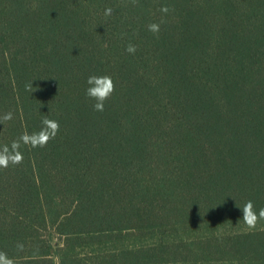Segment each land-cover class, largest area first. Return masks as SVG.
<instances>
[{
  "label": "trees",
  "instance_id": "trees-1",
  "mask_svg": "<svg viewBox=\"0 0 264 264\" xmlns=\"http://www.w3.org/2000/svg\"><path fill=\"white\" fill-rule=\"evenodd\" d=\"M46 117L0 167V264H264V0H0V149Z\"/></svg>",
  "mask_w": 264,
  "mask_h": 264
},
{
  "label": "clouds",
  "instance_id": "clouds-1",
  "mask_svg": "<svg viewBox=\"0 0 264 264\" xmlns=\"http://www.w3.org/2000/svg\"><path fill=\"white\" fill-rule=\"evenodd\" d=\"M136 3V0H133ZM163 13L169 11L167 6L160 9ZM112 14V8L108 7L105 10V15L110 16ZM163 22V21H161ZM148 30L153 34H158L160 31V24L151 23L148 25ZM126 51L130 54L136 52V47L133 44H129ZM87 89L86 96L94 101L93 109L98 112L104 111V106L106 101L111 97L114 92V83L112 78L108 75H92L87 79ZM13 114L11 112L6 113L4 116L5 120H11ZM42 127L38 132L24 133L17 140L12 142V145L4 146L0 149V167L7 168L10 164L18 165L23 160V154L20 152L21 145L30 146L32 148H42L47 145V143L54 139L59 132V122L44 118L41 122ZM243 213L242 220L249 228H255L259 220L264 219V208L259 209L257 213L254 211V205L251 201L245 203L243 207H238Z\"/></svg>",
  "mask_w": 264,
  "mask_h": 264
}]
</instances>
